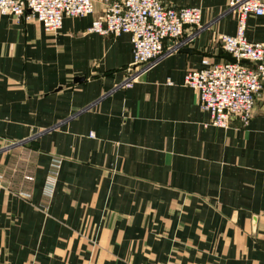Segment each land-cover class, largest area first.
Instances as JSON below:
<instances>
[{
	"label": "crops",
	"instance_id": "0c3cea01",
	"mask_svg": "<svg viewBox=\"0 0 264 264\" xmlns=\"http://www.w3.org/2000/svg\"><path fill=\"white\" fill-rule=\"evenodd\" d=\"M98 1L57 34L0 18V264H264V87L250 122L225 128L184 84L236 33L228 0H171L202 9L196 52H166L130 86V35L88 31ZM246 35L264 43V15Z\"/></svg>",
	"mask_w": 264,
	"mask_h": 264
},
{
	"label": "built area",
	"instance_id": "2783aa9c",
	"mask_svg": "<svg viewBox=\"0 0 264 264\" xmlns=\"http://www.w3.org/2000/svg\"><path fill=\"white\" fill-rule=\"evenodd\" d=\"M102 12L94 18L89 32L101 35L128 34L133 45V60L126 68L124 81L130 86L169 51L190 43L202 28V9L176 6L171 0H100ZM227 11L237 17L234 35L220 34L213 54L220 49L237 62L215 61L206 54L202 67L187 71L184 84L198 94L202 110L211 116L212 124L228 127L233 119L248 124L255 102L264 87V43L247 38V19L251 14L264 15V0H228ZM29 12V14H28ZM96 13V0H0V18L34 17L47 31L58 32L66 17H84ZM175 42L166 47V42ZM210 50V49H208ZM206 50L207 52H209ZM242 59L248 62H242ZM61 160L52 159L43 194L50 199L55 193Z\"/></svg>",
	"mask_w": 264,
	"mask_h": 264
},
{
	"label": "water",
	"instance_id": "95a60500",
	"mask_svg": "<svg viewBox=\"0 0 264 264\" xmlns=\"http://www.w3.org/2000/svg\"><path fill=\"white\" fill-rule=\"evenodd\" d=\"M189 44L190 43H186V44H184V45H182L177 51L179 52V51H181V52H196V50L194 49V48H192L191 46H189ZM176 44H175V42H173V41H168V45H167V47H169V48H171V47H174ZM225 58L227 59V60H229V61H231V62H237V59L235 58V57H233L231 54H229V53H227L226 55H225ZM242 62H248V60H246V59H242L241 60ZM58 126V125H57ZM55 126H52V128H54ZM52 128H48V129H46V130H44V131H47V130H51ZM25 140H23V141H19V142H14V143H12V144H10V145H8V146H6L5 147V149H7V148H12V147H15V146H19V145H21L23 142H24Z\"/></svg>",
	"mask_w": 264,
	"mask_h": 264
},
{
	"label": "rangeland",
	"instance_id": "374dc122",
	"mask_svg": "<svg viewBox=\"0 0 264 264\" xmlns=\"http://www.w3.org/2000/svg\"><path fill=\"white\" fill-rule=\"evenodd\" d=\"M99 3H100V0L98 1ZM102 3V2H101ZM51 34H57L58 32L56 31V32H53V31H49ZM193 39V38H192ZM192 41V40H191ZM10 145V144H9ZM30 145V143H28L27 144V142H26V145L25 146H29ZM8 146V145H7ZM11 150H12V148H10ZM54 158L55 159H57V160H61V168H62V165H63V158H61L60 156H54ZM61 170V169H60ZM60 173H61V171H60ZM60 176V175H59ZM29 179H32V177H29ZM58 181H59V179H58ZM58 184V183H57ZM55 194V193H54ZM54 196V195H53ZM52 196V197H53ZM48 199V198H47ZM51 199V198H50ZM47 207V206H46ZM85 238H87V237H85ZM87 240H88V238H87ZM91 244L93 245V246H97V245H100V243H99V240H95V239H93L92 241H91ZM89 260H91V259H89Z\"/></svg>",
	"mask_w": 264,
	"mask_h": 264
}]
</instances>
